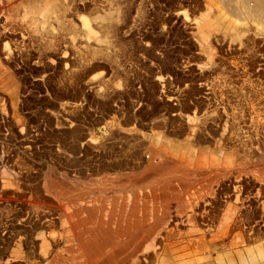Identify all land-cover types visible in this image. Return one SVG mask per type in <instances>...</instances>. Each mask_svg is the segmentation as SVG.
Instances as JSON below:
<instances>
[{"label":"rangeland","instance_id":"374dc122","mask_svg":"<svg viewBox=\"0 0 264 264\" xmlns=\"http://www.w3.org/2000/svg\"><path fill=\"white\" fill-rule=\"evenodd\" d=\"M256 21L240 0H0V264H264Z\"/></svg>","mask_w":264,"mask_h":264},{"label":"bare ground","instance_id":"6f19581e","mask_svg":"<svg viewBox=\"0 0 264 264\" xmlns=\"http://www.w3.org/2000/svg\"><path fill=\"white\" fill-rule=\"evenodd\" d=\"M242 2V5L245 9V11L247 12V14L249 16H253V18H255V20H257L256 22L259 21V24L261 27H264V0H253L254 1V5L253 7H251L252 5H250V2L248 0H240ZM44 3V2H43ZM44 5V4H43ZM43 10V9H42ZM44 13V12H42ZM48 13V12H47ZM50 13V12H49ZM45 15V14H44ZM43 15V16H44ZM47 15V14H46ZM259 26V27H260ZM163 153H165L163 151ZM164 155V154H163ZM164 159V158H163ZM171 159V157L169 158V160ZM166 160V159H165ZM168 161V159H167ZM174 162V161H173ZM177 162V161H176ZM184 162V161H183ZM169 164V163H168ZM197 165V164H196ZM200 165V164H199ZM153 166V165H152ZM156 166V165H155ZM161 166V165H160ZM158 166V167H160ZM156 167V168H158ZM168 167V166H167ZM150 169V168H149ZM152 170H155L157 171V169H152ZM183 170V169H182ZM185 170V169H184ZM187 170V169H186ZM117 181V180H116ZM51 183V182H50ZM182 199V198H181ZM90 207V206H89ZM89 209V208H88ZM87 209V210H88ZM91 209V208H90ZM99 209V208H98ZM95 210H97L95 208ZM91 220V219H90ZM115 236V235H114ZM100 238V237H99ZM103 240V239H102ZM93 241V240H92ZM107 241V240H105ZM110 241V240H109ZM91 242V241H90ZM101 243V242H100ZM101 245V244H100ZM92 246H93V243H91L89 246H87V248L89 249V251L92 249ZM98 248V247H97ZM93 250L96 251L97 249H95L93 247ZM104 250V249H103ZM100 251V250H99ZM98 251V252H99ZM92 252V251H91ZM93 254V253H92ZM101 260V259H100ZM59 264V263H58Z\"/></svg>","mask_w":264,"mask_h":264}]
</instances>
